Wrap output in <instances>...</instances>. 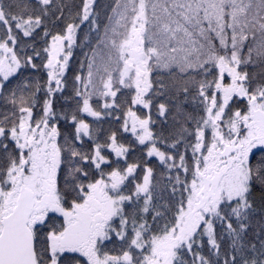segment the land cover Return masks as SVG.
I'll use <instances>...</instances> for the list:
<instances>
[{
	"label": "snow or ice",
	"instance_id": "1",
	"mask_svg": "<svg viewBox=\"0 0 264 264\" xmlns=\"http://www.w3.org/2000/svg\"><path fill=\"white\" fill-rule=\"evenodd\" d=\"M0 264H264V0H0Z\"/></svg>",
	"mask_w": 264,
	"mask_h": 264
}]
</instances>
